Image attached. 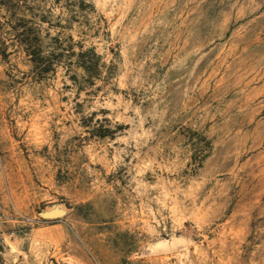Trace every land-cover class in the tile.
Masks as SVG:
<instances>
[{
    "label": "rangeland",
    "instance_id": "1",
    "mask_svg": "<svg viewBox=\"0 0 264 264\" xmlns=\"http://www.w3.org/2000/svg\"><path fill=\"white\" fill-rule=\"evenodd\" d=\"M12 6L0 264H264V0Z\"/></svg>",
    "mask_w": 264,
    "mask_h": 264
},
{
    "label": "trees",
    "instance_id": "2",
    "mask_svg": "<svg viewBox=\"0 0 264 264\" xmlns=\"http://www.w3.org/2000/svg\"><path fill=\"white\" fill-rule=\"evenodd\" d=\"M13 0H0V6L5 9H13ZM22 30L16 33L17 43L24 49V52L27 57H29L30 62L32 63L33 68L36 70L37 74L43 75L50 72L52 65L56 62H53L54 56H61V53L54 55V53H48L43 55L41 46L36 44L32 39L30 33L20 26ZM17 30V29H15ZM82 67H85L82 65ZM87 71L86 68H84Z\"/></svg>",
    "mask_w": 264,
    "mask_h": 264
},
{
    "label": "water",
    "instance_id": "3",
    "mask_svg": "<svg viewBox=\"0 0 264 264\" xmlns=\"http://www.w3.org/2000/svg\"><path fill=\"white\" fill-rule=\"evenodd\" d=\"M62 214H63V212H61V211H52V212H48V213L43 214V216L45 218H51V217L61 216Z\"/></svg>",
    "mask_w": 264,
    "mask_h": 264
}]
</instances>
